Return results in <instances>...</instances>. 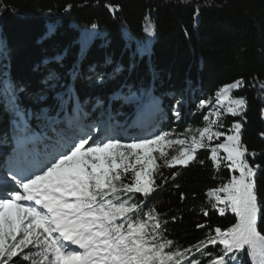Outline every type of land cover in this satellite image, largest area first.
<instances>
[{
  "label": "snow or ice",
  "instance_id": "snow-or-ice-1",
  "mask_svg": "<svg viewBox=\"0 0 264 264\" xmlns=\"http://www.w3.org/2000/svg\"><path fill=\"white\" fill-rule=\"evenodd\" d=\"M107 7L116 11L119 6ZM6 10L0 8V19ZM12 14L19 15L14 10ZM96 27L92 25L93 29ZM145 31L152 33L151 27ZM54 33L55 28L49 25L42 38ZM90 38L89 33L82 37V54L86 53ZM7 54L6 43L0 40V57ZM64 56L45 58L42 65L33 68L34 72L42 73L36 89L0 80V94L9 100L18 124L29 118L19 102L20 96L25 95L40 106L32 115L54 133L43 137L49 142L32 154L26 166L11 168L10 177L0 183V264H17V259L25 264H205L204 258L207 264H240L245 250L252 264H264V236L258 231V220L264 219V207L258 198L259 166L253 167L247 158L255 153H249L242 143V122H234L227 132L216 130L223 127L219 123L222 115L240 116L246 108L245 97L232 95L244 86V79L220 86L214 100L200 99L198 108L211 106L212 111L203 115L207 124L198 129V135L173 139L172 133L163 131L151 138L137 136L124 140L105 134L107 130L100 124L88 126L87 132L83 130L89 101L81 102L75 84L83 82L92 88H102L117 80L125 67L119 63L113 66L111 57H106L103 64L104 69L112 66L111 71L101 70L99 65H90L82 71L80 63L75 62L68 71L71 82L65 84L57 70L63 67ZM134 67V63L130 64L127 70ZM125 87L127 94L122 91ZM57 88L63 92H55ZM120 89L114 91L112 100L137 103L143 100L158 107L150 89L139 96L138 90L133 91L127 84ZM53 92L60 109L71 105L73 117L64 127H59L64 121L43 111ZM102 104L97 98L92 109ZM174 113L180 119V109L175 108ZM214 140L218 142L213 145ZM174 146L179 149L173 155L169 150ZM200 149L210 150L208 159L214 168L224 166L232 173L227 182L207 195L214 200L212 209L220 216L230 211L236 222L225 229L214 227L204 239L182 248L166 236L167 222L158 210L148 207L145 211L146 201L160 187L157 176H162V168H186L196 161ZM199 163L203 165L204 161ZM175 177L173 172L171 178ZM180 199H185L183 193ZM203 215H209L207 209ZM205 227L206 224H197L199 229Z\"/></svg>",
  "mask_w": 264,
  "mask_h": 264
},
{
  "label": "trees",
  "instance_id": "trees-1",
  "mask_svg": "<svg viewBox=\"0 0 264 264\" xmlns=\"http://www.w3.org/2000/svg\"><path fill=\"white\" fill-rule=\"evenodd\" d=\"M109 4L119 7L110 11ZM0 8L8 9L0 19V40L6 43L8 52L0 57V80L36 89L42 73L33 68L57 54H65L63 67L57 69L65 84L71 82L68 71L75 62L80 63L82 71L90 65L111 71L112 66L103 68L105 58L111 57L113 66L119 63L125 67L117 80L102 88L76 82L81 102L89 101L84 122L92 126L101 125L106 115L109 122H117L114 130L128 125L141 103L111 99L114 91L127 84L138 90V96L150 89L157 98L160 114L154 124L155 134L168 131L173 139L198 135V129L205 125L203 115L210 114V108H198L200 99L214 100L220 86L243 78L244 86L232 95L245 97L246 108L240 116L222 115L219 123L223 127L218 129L227 132L234 122H242V143L249 153H255L247 158L253 167L259 166L258 198L264 207V89L260 87L264 83V0H0ZM13 10L19 15H13ZM93 24L97 25L95 29ZM49 25L55 33L43 39ZM148 27L151 34L145 31ZM86 33L91 38L82 54L81 39ZM133 63L134 69L128 71ZM122 91L127 94L128 87ZM55 92L43 111L51 117L63 116L64 112L73 115L71 105L60 109L53 98ZM97 98L103 104L93 110ZM19 102L29 113L22 125L17 123L9 100L0 94V145H9L8 158L17 160L41 151L49 142L43 137L54 135L32 115L40 106L31 97L21 95ZM175 108L180 109V119L175 116ZM23 128L30 131L24 133ZM36 132L43 142L25 150L12 146L19 136ZM178 149L174 146L170 154ZM209 155V149H200L196 161L188 167L162 168V176H157L160 187L146 201L145 211L155 207L167 222L166 236L182 248L204 239L214 227L225 229L236 222L230 211L220 216L211 207L214 200L207 193L227 182L232 173L224 166L214 168ZM204 209L209 212L207 217ZM201 223L206 224L204 229L197 228ZM258 231L264 236V219L258 220ZM204 260L207 264V258ZM17 264L25 262L17 259ZM240 264H252L247 250L240 256Z\"/></svg>",
  "mask_w": 264,
  "mask_h": 264
},
{
  "label": "rangeland",
  "instance_id": "rangeland-1",
  "mask_svg": "<svg viewBox=\"0 0 264 264\" xmlns=\"http://www.w3.org/2000/svg\"><path fill=\"white\" fill-rule=\"evenodd\" d=\"M260 87L264 89V83ZM130 102L133 103L132 100H130ZM209 108H210V113H211L212 107L210 106ZM139 110H138L139 113L138 112L135 113L134 116L131 117L132 119L131 122L127 126H125L122 130H114V127L117 126V124L115 122L111 124L110 122H108L107 117H106L104 119V122L101 124L102 128L107 130L105 134L118 135L124 140H130L137 136L151 138V136L155 135L156 133V131H154V128H155L154 124H155V121L157 120V116L160 114L159 103L157 107L153 105H148L143 101L141 108ZM148 113H151V114H149L148 116ZM62 117L63 118L61 119H56V120L65 122L63 125H60L59 127L66 126L67 122L70 119H72L73 115H69V114H66V112H64V115ZM211 118L214 119L215 117H211ZM142 119H145L144 122L139 123V121ZM91 124L92 123L86 124L83 122V130L87 132L88 126H92ZM206 124L207 122H205L204 126H206ZM48 128L51 129V127L47 126L46 129ZM110 128L111 130H114V131L109 132L108 129ZM216 130H219V129L217 128ZM92 132L93 134L96 133L95 127L92 128ZM9 149H10L9 145H4V144L0 145V168L3 167L0 169V181L1 182H3L4 179L10 177L11 168L13 167L20 168V167L26 166L30 162V160H26L25 162H21V163L10 161V160L5 161V158L7 157V153L9 152Z\"/></svg>",
  "mask_w": 264,
  "mask_h": 264
},
{
  "label": "bare ground",
  "instance_id": "bare-ground-1",
  "mask_svg": "<svg viewBox=\"0 0 264 264\" xmlns=\"http://www.w3.org/2000/svg\"><path fill=\"white\" fill-rule=\"evenodd\" d=\"M149 114H151V113H148V116H149ZM140 122H142V121L140 120L139 123H140ZM1 168H3V167H1ZM1 168H0V169H1ZM0 183H2V182L0 181Z\"/></svg>",
  "mask_w": 264,
  "mask_h": 264
}]
</instances>
